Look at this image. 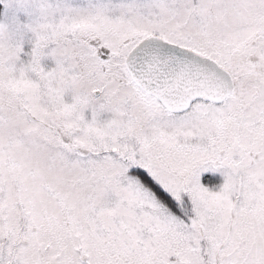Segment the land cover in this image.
<instances>
[{"label": "snow or ice", "instance_id": "1", "mask_svg": "<svg viewBox=\"0 0 264 264\" xmlns=\"http://www.w3.org/2000/svg\"><path fill=\"white\" fill-rule=\"evenodd\" d=\"M0 264H264V0H0Z\"/></svg>", "mask_w": 264, "mask_h": 264}]
</instances>
